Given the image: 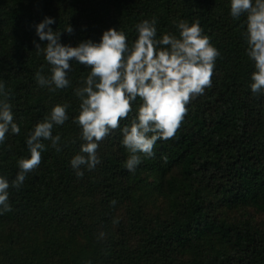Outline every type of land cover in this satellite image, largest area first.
I'll return each mask as SVG.
<instances>
[{
    "label": "trees",
    "instance_id": "obj_1",
    "mask_svg": "<svg viewBox=\"0 0 264 264\" xmlns=\"http://www.w3.org/2000/svg\"><path fill=\"white\" fill-rule=\"evenodd\" d=\"M46 15L55 30L73 27L61 34L73 46L109 27L131 42L134 25L155 16L158 36L178 35L179 19L199 20L218 48L211 86L134 173L124 168L119 130L101 142L95 169L78 178L69 166L80 144L72 89L88 69L73 63L71 86L55 92L36 84L38 70L48 74L32 44ZM243 19L229 15L228 0H0V79L20 126L0 145V175L15 176L28 131L54 104L68 103L70 116L53 129L62 150L43 141L38 168L9 189L0 264H264V96L247 88Z\"/></svg>",
    "mask_w": 264,
    "mask_h": 264
},
{
    "label": "clouds",
    "instance_id": "obj_2",
    "mask_svg": "<svg viewBox=\"0 0 264 264\" xmlns=\"http://www.w3.org/2000/svg\"><path fill=\"white\" fill-rule=\"evenodd\" d=\"M229 15L240 20L247 58L252 62L247 88L254 96H264V0H228ZM56 18L44 16L34 25L32 44L43 56L48 74H34L38 86L55 92L71 86L69 73L76 63L88 69L72 89L78 109L71 122L79 129L78 151L68 161L79 178L101 163V142L116 130L120 145L128 153L124 168L134 173L141 157L154 155L158 140L173 138L188 111L190 100L202 95L212 84L213 69L220 56L218 48L204 33L199 20L174 21L177 34L157 35V19H142L134 25L135 38L129 42L125 31L109 27L98 40H81L74 46L61 42L62 32L71 34L67 24L62 31L53 29ZM43 68V65H41ZM9 92L0 79V145L7 135L20 133L14 119ZM68 103L54 104L28 131L24 140L28 155L16 160L17 172L10 180L0 175V215L11 211L9 189H19L26 176L41 163L47 147L62 150L61 135L54 127L70 119ZM127 120V123L122 121ZM73 143L75 141H72ZM65 141L63 146H66ZM111 204L116 201L112 200ZM103 235V233H101Z\"/></svg>",
    "mask_w": 264,
    "mask_h": 264
}]
</instances>
